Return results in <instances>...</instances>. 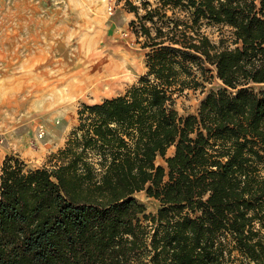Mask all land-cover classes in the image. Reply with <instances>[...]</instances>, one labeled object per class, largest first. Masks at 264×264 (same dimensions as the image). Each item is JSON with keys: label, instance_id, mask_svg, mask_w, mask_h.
Returning a JSON list of instances; mask_svg holds the SVG:
<instances>
[{"label": "trees", "instance_id": "1", "mask_svg": "<svg viewBox=\"0 0 264 264\" xmlns=\"http://www.w3.org/2000/svg\"><path fill=\"white\" fill-rule=\"evenodd\" d=\"M124 5L146 72L82 104L49 166L0 159V264H264V0ZM207 24L228 25L234 46ZM205 63L222 86L180 115Z\"/></svg>", "mask_w": 264, "mask_h": 264}, {"label": "rangeland", "instance_id": "2", "mask_svg": "<svg viewBox=\"0 0 264 264\" xmlns=\"http://www.w3.org/2000/svg\"><path fill=\"white\" fill-rule=\"evenodd\" d=\"M133 18L124 0H0V159L49 166L82 104L121 94L146 72L147 49L130 29ZM203 30L215 43L222 38V46H234L228 25ZM204 65L210 70L203 75L195 69L203 86L176 97L180 115L196 112L205 94L222 86L214 67ZM156 162L165 165L160 156ZM134 197L146 212L159 206L145 190Z\"/></svg>", "mask_w": 264, "mask_h": 264}, {"label": "bare ground", "instance_id": "3", "mask_svg": "<svg viewBox=\"0 0 264 264\" xmlns=\"http://www.w3.org/2000/svg\"><path fill=\"white\" fill-rule=\"evenodd\" d=\"M108 62H110V61H108ZM112 63V62H111ZM78 68V67H77ZM84 68V67H83ZM98 68V67H97ZM89 70V69H88ZM91 70V69H90ZM92 71V70H91ZM69 73V72H68ZM87 73V72H86ZM89 73V72H88ZM110 73V72H109ZM118 73V72H117ZM66 74V73H65ZM113 77V76H112ZM73 83V82H72ZM89 86V85H88ZM70 87V86H69ZM40 127H42V126H40ZM43 134H44V132L43 131H41L39 134H38V136L39 137H42L43 136Z\"/></svg>", "mask_w": 264, "mask_h": 264}, {"label": "built area", "instance_id": "4", "mask_svg": "<svg viewBox=\"0 0 264 264\" xmlns=\"http://www.w3.org/2000/svg\"><path fill=\"white\" fill-rule=\"evenodd\" d=\"M111 7V6H110Z\"/></svg>", "mask_w": 264, "mask_h": 264}]
</instances>
